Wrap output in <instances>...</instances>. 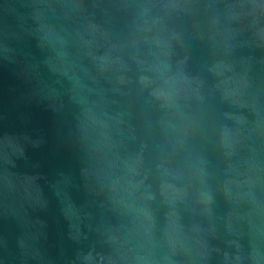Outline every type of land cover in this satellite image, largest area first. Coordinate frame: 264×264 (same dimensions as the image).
<instances>
[{
    "label": "water",
    "instance_id": "water-1",
    "mask_svg": "<svg viewBox=\"0 0 264 264\" xmlns=\"http://www.w3.org/2000/svg\"><path fill=\"white\" fill-rule=\"evenodd\" d=\"M0 264H264V0H0Z\"/></svg>",
    "mask_w": 264,
    "mask_h": 264
}]
</instances>
